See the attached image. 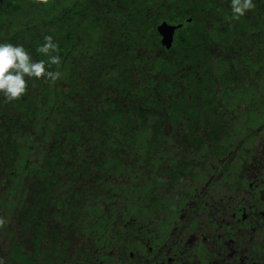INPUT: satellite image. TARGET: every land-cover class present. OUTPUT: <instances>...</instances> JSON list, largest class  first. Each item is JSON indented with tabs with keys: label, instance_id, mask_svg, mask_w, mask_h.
Segmentation results:
<instances>
[{
	"label": "trees",
	"instance_id": "obj_1",
	"mask_svg": "<svg viewBox=\"0 0 264 264\" xmlns=\"http://www.w3.org/2000/svg\"><path fill=\"white\" fill-rule=\"evenodd\" d=\"M48 35L59 79L0 97L3 264H115L206 186L264 189V0H0V41L47 60Z\"/></svg>",
	"mask_w": 264,
	"mask_h": 264
},
{
	"label": "flooded vegetation",
	"instance_id": "obj_2",
	"mask_svg": "<svg viewBox=\"0 0 264 264\" xmlns=\"http://www.w3.org/2000/svg\"><path fill=\"white\" fill-rule=\"evenodd\" d=\"M203 204L186 230L170 220L167 235L144 236L132 245L134 252L120 246L108 253L115 264H264V189L241 193L206 186Z\"/></svg>",
	"mask_w": 264,
	"mask_h": 264
},
{
	"label": "clouds",
	"instance_id": "obj_3",
	"mask_svg": "<svg viewBox=\"0 0 264 264\" xmlns=\"http://www.w3.org/2000/svg\"><path fill=\"white\" fill-rule=\"evenodd\" d=\"M254 7V0H230L232 19L238 20ZM47 60H34L23 45H13L0 41V97L5 101L13 102L21 99L27 91L28 80L43 79L45 83H55L61 73L59 70H47V66L61 63L58 53V44L53 37H44V42L36 49ZM7 221L0 218V226ZM3 264V261H0Z\"/></svg>",
	"mask_w": 264,
	"mask_h": 264
},
{
	"label": "water",
	"instance_id": "obj_4",
	"mask_svg": "<svg viewBox=\"0 0 264 264\" xmlns=\"http://www.w3.org/2000/svg\"><path fill=\"white\" fill-rule=\"evenodd\" d=\"M175 28L176 26L167 25L164 22L157 27V30L161 36V43L167 48L172 42L173 32Z\"/></svg>",
	"mask_w": 264,
	"mask_h": 264
},
{
	"label": "rangeland",
	"instance_id": "obj_5",
	"mask_svg": "<svg viewBox=\"0 0 264 264\" xmlns=\"http://www.w3.org/2000/svg\"><path fill=\"white\" fill-rule=\"evenodd\" d=\"M208 164H211V162H209ZM213 166V165H212ZM211 166V167H212ZM206 170H207V168H205ZM204 172H206L205 170H204ZM203 172V173H204ZM206 176H208V174L206 173ZM200 179V180H199ZM199 179H197L196 181H195V183H196V185L197 186H199L201 183H202V181H203V178H199ZM204 184H206V182L204 183ZM164 197H167V201L168 202H170L171 200V198H172V200H173V202L175 201V199L173 198V196L172 195H169V196H164ZM124 200H125V198H122L121 200H119V206L124 202ZM170 200V201H169ZM116 207H118V205L116 206ZM115 212H117L116 210H115ZM163 217V216H162ZM171 220V219H170ZM173 221L172 222H175V223H177L176 222V220L175 219H172ZM229 221V219L227 218L226 219V221L225 222H228ZM117 247H120V245H118V244H115Z\"/></svg>",
	"mask_w": 264,
	"mask_h": 264
}]
</instances>
